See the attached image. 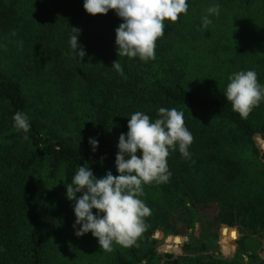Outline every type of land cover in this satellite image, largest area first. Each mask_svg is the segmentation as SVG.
Wrapping results in <instances>:
<instances>
[{"label":"trees","instance_id":"trees-1","mask_svg":"<svg viewBox=\"0 0 264 264\" xmlns=\"http://www.w3.org/2000/svg\"><path fill=\"white\" fill-rule=\"evenodd\" d=\"M234 1L249 15L257 9L247 45L227 57L226 69L219 59L213 71L194 73L193 64L177 54L178 32L167 20L155 59L143 62L117 55L115 29L122 20L114 10L92 15L83 0H0V264H48L49 233L54 229L58 238L57 230L66 233L71 225L66 195L50 196L48 182L59 183L66 194L79 166L98 176L117 175L116 145L128 118L141 111L154 120L160 107L183 112L193 142L189 159L170 151L166 183L144 186L141 199L151 210L146 234L158 228L178 233L177 224L192 225L198 208L212 205L232 227L222 232L224 254L238 226L251 232L264 227V102L241 119L223 95L229 74L240 70H254L264 85V0ZM187 2L192 8L200 0ZM72 27L86 52L81 61L69 46ZM115 60L122 75L111 67ZM17 111L30 117L28 133L14 127ZM89 138L98 140L95 151ZM63 235L78 241L74 233ZM243 251L246 263L239 256L227 262L264 264L259 253ZM155 253L153 239L146 251L134 245L128 256L119 248L109 254L114 264H141ZM51 255L57 257L58 248ZM166 257L165 264H187ZM227 262L200 256L191 264Z\"/></svg>","mask_w":264,"mask_h":264},{"label":"clouds","instance_id":"clouds-1","mask_svg":"<svg viewBox=\"0 0 264 264\" xmlns=\"http://www.w3.org/2000/svg\"><path fill=\"white\" fill-rule=\"evenodd\" d=\"M83 8L92 15L114 10L122 20L115 29L117 55L148 62L155 59L156 41L164 35L165 21L176 22L181 14H187L188 2L83 0ZM219 13L218 4L208 7L207 14L201 18L202 27L210 25L209 17ZM73 29L75 32L69 38V46L81 61L86 52L78 44L79 30ZM111 67L123 74L118 60L113 61ZM227 79L223 95L232 110L241 119H247L253 108L264 102V85L258 82L256 72L251 69L231 73ZM183 115L175 108L160 107L153 120L144 112L136 111L128 118L127 132L118 137L114 161L117 175L107 171L103 177L97 178L87 166L77 168L66 187L67 199L74 201L72 227L77 237L90 232L99 248L106 252L113 251L114 243L125 248L137 244L146 231L145 218L151 215L150 208L141 199L144 186L169 180L171 172L167 157L170 151L178 150L183 158H190L188 149L193 136L185 126ZM12 120L18 131H30L27 113L17 111ZM24 138L28 137L25 135ZM89 144L95 151L98 140L89 138Z\"/></svg>","mask_w":264,"mask_h":264},{"label":"rangeland","instance_id":"rangeland-1","mask_svg":"<svg viewBox=\"0 0 264 264\" xmlns=\"http://www.w3.org/2000/svg\"><path fill=\"white\" fill-rule=\"evenodd\" d=\"M214 4H218L220 7L219 15L210 16L212 23L206 28L202 27L201 18L207 14V8ZM257 15L256 8L249 15V13L239 8L234 0H200L199 4L197 3L192 8H188L187 14H181L176 22H171V25L178 32L176 37L179 42L177 54L188 59L193 64L192 71L194 73L201 68L205 72L213 71L215 63L219 59H224V69H226L228 65L227 57L235 55L236 49L247 45L250 39L247 37L253 31L250 24H252L251 21L255 16L257 18ZM44 172L41 171L40 173L41 181H43L42 175ZM94 175L97 178L104 176H101V174L99 176L97 174ZM46 192L54 198H66L65 191L59 183L50 184L48 182ZM79 195L80 193H77V196ZM73 203L74 201L68 199L67 204L64 206L67 211V217L70 219L68 221L71 224L70 229H67L66 233L65 230H57V234H61L57 238L54 236L55 230H51L53 227L51 226L50 228L49 239L52 242L47 247L48 264H114L115 262L114 260L112 261L110 252L99 248L96 238L90 232L79 237L74 234L78 241H70L67 235H63L69 232L74 233L72 227L75 220L72 208ZM218 210L215 205L198 208V215H196L192 225L177 224L176 227V223H174V226L179 229L178 233H170L161 228L155 229L152 235L144 232L137 240L136 250L141 252L148 250L151 241L154 239L156 242V253L151 261L143 259L141 264H165L168 260L166 254L182 259L187 264H191L192 261L197 262L200 256H211L231 263L232 258L239 256L238 258L243 263H246L248 258L244 254L243 246L247 248L249 253L257 252L264 258V251L259 252L257 248L258 246H264V237H262V235L264 236L263 226L255 232L248 231L250 229L243 231L241 225L238 226L237 236L229 241V253L224 254L222 252V232L224 228L228 227L231 229L232 227L217 218L219 215H217ZM93 212L95 213V209H93ZM169 238L170 241H167ZM174 238L177 239L175 243L173 242ZM185 244H188L190 248L185 249ZM200 244L205 247L202 251L198 249ZM174 245L176 246L175 249L173 248ZM56 248H58V255L52 259L51 254ZM115 248L121 249L128 256L129 247L125 248L114 243L113 250ZM228 262L227 264H230Z\"/></svg>","mask_w":264,"mask_h":264},{"label":"snow or ice","instance_id":"snow-or-ice-1","mask_svg":"<svg viewBox=\"0 0 264 264\" xmlns=\"http://www.w3.org/2000/svg\"><path fill=\"white\" fill-rule=\"evenodd\" d=\"M233 236H235V233H233Z\"/></svg>","mask_w":264,"mask_h":264}]
</instances>
